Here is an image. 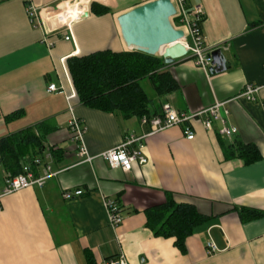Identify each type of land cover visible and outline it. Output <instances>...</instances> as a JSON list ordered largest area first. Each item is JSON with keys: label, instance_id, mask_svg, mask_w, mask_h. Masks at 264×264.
<instances>
[{"label": "crops", "instance_id": "obj_1", "mask_svg": "<svg viewBox=\"0 0 264 264\" xmlns=\"http://www.w3.org/2000/svg\"><path fill=\"white\" fill-rule=\"evenodd\" d=\"M147 1L92 0L108 11H89L72 24L73 40H64L62 31L51 35L57 38L48 47L42 42L43 26L32 25L26 5L53 8L58 0H0V139L32 129L43 143L42 152L33 156L43 157L56 172L42 187L2 194L9 172L0 161V264H99L121 251L129 264H264V214L244 219L241 213H264V0H186L188 6H203L206 42L221 49L228 68L205 72L187 54L168 66L175 90L158 96L148 85L150 114H158L164 103L195 112L231 100L229 120L237 128L232 140L221 137L217 125L208 131L194 120L191 140L182 125L146 137L141 151L147 162L128 171L111 168L97 156L82 163L69 137L65 95L47 91L50 83L70 91L68 57L130 50L117 16ZM246 84L258 87L254 101L239 96ZM71 104L86 127L90 155L146 131L137 116L89 108L77 98ZM233 142L254 144L260 159L244 163L227 157L224 148ZM43 163L31 167L36 176L43 174ZM65 189H81L82 194L63 199ZM105 197L122 208L123 222L115 231ZM167 198L190 203L206 216L186 238L183 251L173 237L155 235L146 224L148 209ZM207 241L217 251L208 254Z\"/></svg>", "mask_w": 264, "mask_h": 264}, {"label": "built area", "instance_id": "obj_2", "mask_svg": "<svg viewBox=\"0 0 264 264\" xmlns=\"http://www.w3.org/2000/svg\"><path fill=\"white\" fill-rule=\"evenodd\" d=\"M92 0H58L53 8L39 9L32 3L26 5V15L28 20L34 27L43 26L42 42L48 47H52L55 39H51V35L62 34V38L66 41L73 40L72 24L83 19L89 12V5ZM175 7V28L183 31L181 43L187 50L194 64L205 72L209 71V67L214 66L212 63L211 48L205 39L203 33L204 9L201 4L188 6L186 0H171ZM41 10L46 11L43 18ZM258 87L252 84L244 85L243 90L239 93L240 97H244L249 101L255 100V93ZM48 92L61 91L65 95L67 108L71 112V119L68 123V131L70 140L73 142L77 155L80 161L91 162L95 156L100 157L111 168H121L128 171L133 164L143 165L147 162V157L141 151V145L146 137L161 131L173 125H182L184 137L188 140L193 139L194 132L191 123L194 120H199L204 129L211 131L217 125V133L227 139L232 140L237 133V128L230 120V107L228 103L231 100L215 101L212 105L199 109L195 112H184L174 109L170 104L164 103L161 111L158 114H145L139 117V122L142 127L146 128L141 135H128L124 137L122 142L112 148L101 151L97 155H90L85 145L84 136L86 127L82 120L74 115L71 99L76 98V93L73 85L69 92H66L64 87L57 86L55 83H50L47 86ZM50 156V154L48 155ZM43 163V174L36 176L28 164H24L22 171L12 175L6 173L4 176V188L2 194H8L27 187H42L46 180L56 175V172L51 170L49 162L43 157L34 158L35 164ZM82 194L81 189L74 191L65 189L62 191L63 199H70L74 196ZM104 206L107 212L108 223L115 231L123 222L122 208L117 200L112 198H104ZM207 253L211 254L217 251L216 246L211 242H206ZM99 264H129L128 259L123 251L118 256L102 260Z\"/></svg>", "mask_w": 264, "mask_h": 264}, {"label": "trees", "instance_id": "obj_3", "mask_svg": "<svg viewBox=\"0 0 264 264\" xmlns=\"http://www.w3.org/2000/svg\"><path fill=\"white\" fill-rule=\"evenodd\" d=\"M89 11L103 14L108 8H97L91 2ZM171 22L175 25L173 17ZM66 65L76 98L81 104L104 112L119 113L124 118L150 114L152 98L143 89L141 80H149L158 96H164L177 87L168 70L169 64L161 56L137 50H97L68 57ZM42 148V138L32 129H26L0 139V161L10 174L15 175L22 171L24 164L32 167L35 164L33 155L41 153ZM224 149L227 157L235 156L244 163L260 159L257 147L251 143L233 142ZM147 213L146 224L153 233L173 237L174 244L182 251L186 238L206 218L194 205L177 203L172 198L148 209ZM241 213L244 219L264 214L254 209H242ZM86 256L89 259V253Z\"/></svg>", "mask_w": 264, "mask_h": 264}, {"label": "water", "instance_id": "obj_4", "mask_svg": "<svg viewBox=\"0 0 264 264\" xmlns=\"http://www.w3.org/2000/svg\"><path fill=\"white\" fill-rule=\"evenodd\" d=\"M175 12L171 0H150L121 13L117 23L124 43L130 50L161 56L166 64L185 57L187 50L180 41L183 31L171 22ZM211 57L210 73L228 68L220 48L213 49Z\"/></svg>", "mask_w": 264, "mask_h": 264}, {"label": "rangeland", "instance_id": "obj_5", "mask_svg": "<svg viewBox=\"0 0 264 264\" xmlns=\"http://www.w3.org/2000/svg\"><path fill=\"white\" fill-rule=\"evenodd\" d=\"M173 22H175V19H173ZM175 26H177L176 24H175ZM164 48H162V50H163ZM141 84H142V86L145 88V92L147 93V95L149 96V97H151V91H150V88H149V84H150V82H149V80H147V79H145V80H142L141 81Z\"/></svg>", "mask_w": 264, "mask_h": 264}]
</instances>
